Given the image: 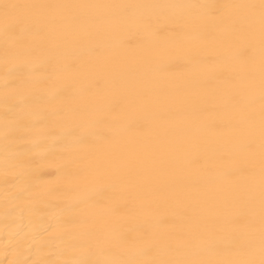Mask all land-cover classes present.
<instances>
[{"label": "bare ground", "instance_id": "bare-ground-1", "mask_svg": "<svg viewBox=\"0 0 264 264\" xmlns=\"http://www.w3.org/2000/svg\"><path fill=\"white\" fill-rule=\"evenodd\" d=\"M0 264H264V0H0Z\"/></svg>", "mask_w": 264, "mask_h": 264}]
</instances>
